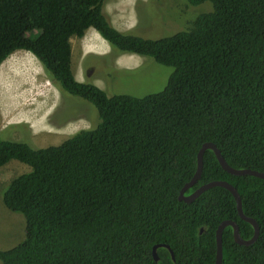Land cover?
Masks as SVG:
<instances>
[{
  "label": "trees",
  "instance_id": "trees-1",
  "mask_svg": "<svg viewBox=\"0 0 264 264\" xmlns=\"http://www.w3.org/2000/svg\"><path fill=\"white\" fill-rule=\"evenodd\" d=\"M187 2L212 10L186 30L144 39L114 28L105 0H0V65L16 51L31 53L64 97L91 104L99 118L43 148L0 134V168L15 160L30 169L1 194L23 216L25 235L0 250V264H215L221 222H235L242 240L252 237L228 190L209 188L191 203L178 196L205 143L234 169L264 172V0ZM88 29L117 54L171 68L164 88L109 97L77 81L70 40ZM212 181L235 187L243 214L259 227L250 246L235 243L226 227L222 264H264V179L231 175L206 150L185 195Z\"/></svg>",
  "mask_w": 264,
  "mask_h": 264
},
{
  "label": "rangeland",
  "instance_id": "rangeland-1",
  "mask_svg": "<svg viewBox=\"0 0 264 264\" xmlns=\"http://www.w3.org/2000/svg\"><path fill=\"white\" fill-rule=\"evenodd\" d=\"M211 10L209 2L190 6L187 0H105L103 7L114 28L144 39L186 30L197 16ZM93 32L88 29L82 38L70 40L77 81L90 82L109 97L140 98L164 88L171 68L148 57L117 54L109 45L106 51L95 44ZM129 57L134 60L127 62ZM93 115L98 123L97 110L77 97H64L31 53L17 51L0 65V134L7 138L25 140L34 148L59 145L73 133L91 127ZM29 170L15 160L0 168V250L24 239L23 216L9 211L1 194L12 178Z\"/></svg>",
  "mask_w": 264,
  "mask_h": 264
},
{
  "label": "water",
  "instance_id": "water-1",
  "mask_svg": "<svg viewBox=\"0 0 264 264\" xmlns=\"http://www.w3.org/2000/svg\"><path fill=\"white\" fill-rule=\"evenodd\" d=\"M206 150H211L220 167L226 171L227 173L234 175V176H252V177H256L259 179H264V172H258L255 170H250V169H234L232 167H230L226 161L224 160V158L222 157L220 151L217 149V147L212 144V143H205L202 145V147L199 149L198 154H197V166H196V171L194 176L192 177V179L187 182L182 189L179 192V196H178V200L179 201H184L186 203H191L193 200H195L200 194H202L204 191L208 190L209 188L212 187H222L226 190H228L231 195L234 198L235 204H236V209H237V213L239 215V217L248 222L249 224H251V226L253 227V235L252 237L245 241L242 240L240 235H239V228L238 225L233 222V221H223L221 222L215 232V242H216V255H215V264H222V233L223 230L226 227H231L232 228V233H233V239L234 242L237 243L238 245H242V246H250L252 245L258 238L259 235V227L258 224L256 223V221L252 218L246 217L243 212H242V205H241V198L237 192V189L235 187H233L231 184H229L226 181H212L209 182L205 185L200 186L199 188H197L193 193H191L190 195H185V192L187 190H189L190 188H192L196 182L199 180L200 176H201V172H202V166H203V154ZM157 246H154L152 249V256L153 259L155 261L158 260L157 254H156V249ZM163 247H165L166 249H168V251L171 254V258L172 260H174V256L173 253L171 251V249L169 248L168 245H162Z\"/></svg>",
  "mask_w": 264,
  "mask_h": 264
},
{
  "label": "crops",
  "instance_id": "crops-1",
  "mask_svg": "<svg viewBox=\"0 0 264 264\" xmlns=\"http://www.w3.org/2000/svg\"><path fill=\"white\" fill-rule=\"evenodd\" d=\"M93 33H94V41H95V44L97 46H99L100 48H103V49H105L107 51L108 50V46H107L108 44L106 43V41L103 38H101L100 35H98L96 32H93ZM132 60H134V58H132V57L126 58V61L127 62H130Z\"/></svg>",
  "mask_w": 264,
  "mask_h": 264
}]
</instances>
